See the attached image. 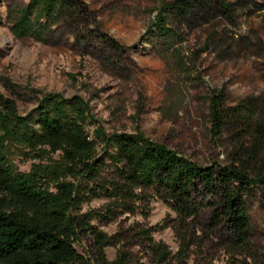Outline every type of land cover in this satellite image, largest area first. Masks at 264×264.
<instances>
[{"label": "rangeland", "instance_id": "rangeland-1", "mask_svg": "<svg viewBox=\"0 0 264 264\" xmlns=\"http://www.w3.org/2000/svg\"><path fill=\"white\" fill-rule=\"evenodd\" d=\"M91 13L80 31L61 22L44 40L13 32L14 10L28 0H0V93L24 116L44 95L81 99L91 121L85 131L142 135L202 166L225 165L250 149L251 126L264 121V0H222L209 13L197 12L184 25L168 19L177 33L172 49L163 50L148 32L162 6L172 0H80ZM104 34L123 49L115 54L99 43ZM222 93L225 109L245 107L247 119H227L213 141L209 98ZM249 125V126H248ZM98 146L97 152H100ZM57 159V155H54ZM11 162L19 172L38 163L15 149ZM112 167L104 184L115 181ZM68 181L77 183L70 178ZM128 198L88 194L76 210L102 235H78L74 248L91 264H264V185L247 199L251 245L246 262L228 245L229 235L214 230L206 216L182 223L151 191L133 190Z\"/></svg>", "mask_w": 264, "mask_h": 264}, {"label": "trees", "instance_id": "trees-1", "mask_svg": "<svg viewBox=\"0 0 264 264\" xmlns=\"http://www.w3.org/2000/svg\"><path fill=\"white\" fill-rule=\"evenodd\" d=\"M213 6L228 12L222 0H172L161 7L148 32L167 51L178 36L167 26L168 19L184 25ZM14 12L16 36L41 41L58 23L70 22L80 31L91 18L80 0H28ZM97 38L113 53L122 52L107 35L100 33ZM245 110L225 109L222 93L213 92L208 105L213 141L220 140L227 119H247ZM90 118L79 98L44 95L32 112L22 116L15 102L0 93V264H91L74 248L77 236L90 233L100 246L104 242L87 222L89 215L76 210L88 194L107 192L102 184H97L100 193L90 187L104 184L106 167H112L116 177L109 181L113 187L106 197L128 198L133 190L151 191L181 223L206 216L214 230L229 235L230 250L246 262L251 245L247 199L254 188L264 185V121L250 125V149L241 150L228 164L202 166L139 134L107 136L97 131L90 139L84 129ZM13 149L38 163L28 172L17 171L10 159ZM99 255L103 264H122Z\"/></svg>", "mask_w": 264, "mask_h": 264}]
</instances>
